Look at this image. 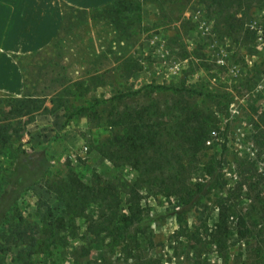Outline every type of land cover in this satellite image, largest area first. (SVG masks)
Returning a JSON list of instances; mask_svg holds the SVG:
<instances>
[{"label": "trees", "instance_id": "16d2710c", "mask_svg": "<svg viewBox=\"0 0 264 264\" xmlns=\"http://www.w3.org/2000/svg\"><path fill=\"white\" fill-rule=\"evenodd\" d=\"M254 1L198 0V3L209 19L223 24L226 35L243 37V42H248L254 32L244 26L253 20ZM167 2L174 5L171 12L177 13L174 19L177 21L190 0H113L89 11L63 5L62 23L51 47L59 49L64 35L79 25L98 20L112 30L110 47L128 41L130 44L137 33L147 30L142 19L143 6L151 3L162 10ZM259 8L264 9V2ZM132 64L137 66L127 58L99 75L96 71L85 81L77 80L69 85L58 80L55 84L60 82L64 86L49 98L50 107L45 105L48 94L34 95L27 89L21 97L0 99V103L10 105L8 116L0 113V251L18 254L12 264H58L57 255L74 244L68 264H87V249L96 243L103 247V264L110 263L112 256L122 258L126 264H162L156 254L150 253L154 246L152 222L143 214L140 191L146 190L154 196L158 193L167 199L175 197L179 209L172 215L185 232L184 215L202 205L212 189H221V163L215 154L208 153L214 148L210 146V134L216 121L209 107L203 106L204 100L211 98L204 85L147 84L108 98L84 99L92 87L113 85L114 71L119 69L117 78L121 79ZM262 64L264 59L259 65ZM259 65H254L255 70ZM157 93L166 96L164 103L154 97ZM80 98L82 104L77 103ZM60 109L64 111L65 124L81 111L90 112L94 125L106 132L93 149L110 166H128L135 172V181L124 203L106 171L92 169L86 180L79 175L82 169L73 178L60 176L50 171L52 165L44 154L26 151L20 145L11 146L13 140L17 142L20 138L18 120L26 118V123H30L37 114H53ZM196 169H200L205 182L191 183L192 171ZM38 184L61 203V215H54L40 201L34 213L23 216L18 202ZM214 208L217 212L213 227L209 229L202 224L201 228L187 231L186 244L195 240L196 244L219 248L232 236L229 223L237 217L235 210L218 199ZM182 231L176 235L185 234ZM235 232L240 237L249 236L243 225ZM260 262L264 264V260ZM204 263L205 260L199 259L193 262Z\"/></svg>", "mask_w": 264, "mask_h": 264}, {"label": "rangeland", "instance_id": "374dc122", "mask_svg": "<svg viewBox=\"0 0 264 264\" xmlns=\"http://www.w3.org/2000/svg\"><path fill=\"white\" fill-rule=\"evenodd\" d=\"M262 2L254 1L253 20L244 26L254 32L248 42H243V37L226 35L223 24L209 19L198 0H190L177 21L174 20L177 13L171 12L175 10L173 4L167 2L162 10L155 4H145L142 19L147 30L137 33L130 44L128 41L110 47L112 30L98 20L79 25L64 35L59 49L50 44L31 57H20L27 91L34 95L48 94L47 107H50L49 98L60 87L77 80L85 81L96 71L99 75L127 58L137 66L132 64L121 79L117 78L119 69L115 70L113 85L92 87L84 99L108 98L116 93L136 91L147 84L179 86L183 83L207 88L211 98L204 100L203 106L209 107L216 121L215 130L210 134V146L214 148L208 153L215 154L221 163V189H212L202 205L184 215L185 232L172 215L179 209L175 197L167 199L158 193L154 196L146 190L140 191L143 214L152 222L154 246L150 253L156 254L162 264H193L196 259L205 260L204 264H258L260 259L264 260V64L259 65L264 59V9L259 8ZM254 65H259L258 70ZM60 79L64 85L55 84ZM8 97L0 93V99ZM154 97L162 103L167 99L160 93ZM82 102L81 98L77 101ZM125 102L129 104V100ZM6 105L0 103V113L8 116L10 105ZM18 121L20 138L17 142L13 140L11 146L20 145L26 151L44 154L52 165L50 171L60 176L73 178L82 169L79 175L86 180L92 169L106 171L123 203L128 198L136 174L128 166H110L93 149L106 132L94 125L90 112H79L67 124L62 109L53 114H37L30 123H26V118ZM198 182H205L200 169L193 170L191 175V183ZM217 199L235 210L237 217L229 223L232 236L219 248L202 246L195 240L186 244L187 231L201 228L202 224L209 229L213 227ZM40 201L54 215H61V203L42 184L35 185L20 199L18 209L27 217L35 212ZM240 225L248 230L249 236L236 234ZM178 231L185 234L176 235ZM74 245L57 255L58 264L70 262ZM102 251L99 243L87 249V264H103ZM16 255L0 251V264H12ZM107 264L126 262L112 256Z\"/></svg>", "mask_w": 264, "mask_h": 264}, {"label": "crops", "instance_id": "0c3cea01", "mask_svg": "<svg viewBox=\"0 0 264 264\" xmlns=\"http://www.w3.org/2000/svg\"><path fill=\"white\" fill-rule=\"evenodd\" d=\"M113 0H0V93L21 97L26 90L21 56L31 57L56 40L63 5L94 10Z\"/></svg>", "mask_w": 264, "mask_h": 264}]
</instances>
